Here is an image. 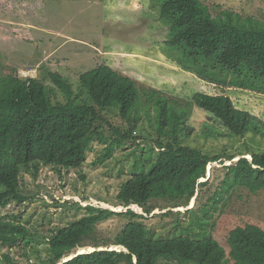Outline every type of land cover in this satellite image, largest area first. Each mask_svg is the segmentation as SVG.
<instances>
[{
  "label": "trees",
  "instance_id": "16d2710c",
  "mask_svg": "<svg viewBox=\"0 0 264 264\" xmlns=\"http://www.w3.org/2000/svg\"><path fill=\"white\" fill-rule=\"evenodd\" d=\"M160 18L169 26L171 45L191 51L188 56H216L224 68L237 73L224 82L227 87L264 92V24L260 21L229 10L214 16L201 0H162ZM144 90L134 79L103 65L83 72L76 82L47 69L42 78L22 79L0 72V209L27 200L21 193L23 169L33 168L35 175L41 165L79 169L94 142L110 141L103 156L108 158L114 146L136 138L138 122L131 117ZM193 102L233 138H243L252 130L261 132L257 118L237 108L229 95L197 93ZM159 103L158 158L148 171L124 182L116 196L115 207L137 205L143 213L85 206V216L47 239L50 258L45 264H264V230L259 226L233 229L229 252L212 232L214 212L219 203L225 207L226 197L232 198L236 190L256 194L264 189V151L243 154L235 162L227 155L232 163L223 167V175L207 178L208 165L218 161L223 165L222 157L184 144L192 134L187 111L167 100ZM106 112L126 122L128 129L122 132L115 127ZM195 197V205L185 213L170 209L152 215L160 203L163 208L188 207ZM201 198L203 204L198 202ZM151 215V219L174 220L166 235L146 224ZM114 217L125 221L123 228L113 237L101 236L99 224ZM28 237L24 225L0 215L1 248L22 250ZM86 248L95 251L64 262ZM4 258L10 262L8 254Z\"/></svg>",
  "mask_w": 264,
  "mask_h": 264
},
{
  "label": "rangeland",
  "instance_id": "374dc122",
  "mask_svg": "<svg viewBox=\"0 0 264 264\" xmlns=\"http://www.w3.org/2000/svg\"><path fill=\"white\" fill-rule=\"evenodd\" d=\"M161 1L0 0L1 73L22 79L42 78L47 69L76 82L83 72L103 65L134 79L145 89L131 117L138 122L133 134L136 138L114 146L108 158L103 156L110 141L94 142L79 169L41 165L37 175L33 168L22 170L21 193L27 200L11 202L0 209V215L24 225L29 237L22 250L0 247V264H45L50 258L47 239L52 232L85 216L87 205L115 212L129 209L115 207L116 196L124 182L136 173L148 171L158 158L160 100L187 111L192 134L184 144L211 157H222L223 165L220 161L208 165L207 178L222 176L223 167L243 154L264 151V92L227 87L224 82L233 80L237 73L224 68L216 56H188L191 51L171 45L169 26L160 18ZM201 1L214 16L229 10L264 24V0ZM208 80L221 81L223 86ZM197 93L229 95L237 108L257 118L262 124L261 132L252 130L243 138L229 136L219 121L194 104ZM105 114L122 132L128 129L118 116ZM227 155L235 157L234 161L227 160ZM245 157L252 160L250 155ZM198 194L197 190L196 197ZM196 197L188 207L163 208L160 203L152 215L170 209L185 213L193 208ZM226 198L225 207L219 203L214 212L212 232L229 252L228 238L233 229L252 224L264 230V189L256 194L236 190L232 198ZM202 201L203 198L198 202L203 204ZM130 208L143 213L137 205ZM152 215L146 224L166 235L174 220L151 219ZM124 223L114 217L100 223L98 230L101 236L113 237ZM89 249L77 250L71 256ZM6 254L10 262L4 258Z\"/></svg>",
  "mask_w": 264,
  "mask_h": 264
},
{
  "label": "water",
  "instance_id": "95a60500",
  "mask_svg": "<svg viewBox=\"0 0 264 264\" xmlns=\"http://www.w3.org/2000/svg\"><path fill=\"white\" fill-rule=\"evenodd\" d=\"M130 208V207H129ZM90 251H85V252H78L76 255H74V256H70V258L67 260V261H69V260H71V259H73V258H75L76 256H78V255H81V254H85V253H88V252H93V251H95V249H89ZM67 261H64V262H67Z\"/></svg>",
  "mask_w": 264,
  "mask_h": 264
},
{
  "label": "bare ground",
  "instance_id": "6f19581e",
  "mask_svg": "<svg viewBox=\"0 0 264 264\" xmlns=\"http://www.w3.org/2000/svg\"><path fill=\"white\" fill-rule=\"evenodd\" d=\"M81 250V249H80ZM85 251V250H84Z\"/></svg>",
  "mask_w": 264,
  "mask_h": 264
}]
</instances>
